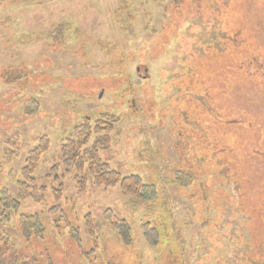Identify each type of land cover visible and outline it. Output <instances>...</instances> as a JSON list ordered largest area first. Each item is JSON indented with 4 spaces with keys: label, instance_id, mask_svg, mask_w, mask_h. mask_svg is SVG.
I'll list each match as a JSON object with an SVG mask.
<instances>
[{
    "label": "rangeland",
    "instance_id": "374dc122",
    "mask_svg": "<svg viewBox=\"0 0 264 264\" xmlns=\"http://www.w3.org/2000/svg\"><path fill=\"white\" fill-rule=\"evenodd\" d=\"M219 1L0 0V193L16 195L29 152L46 136L51 146L36 178L51 188L45 175L61 166L60 206L85 250L92 245L85 216L101 225L97 263L117 255L126 264H154L159 249L148 248L140 230L150 222L165 233L160 248L178 242L185 264H234L245 249L246 264H264V197L257 208L248 197L253 182L264 193V69L239 66L253 55L264 58V0ZM223 19L240 45L215 57L227 37ZM208 52L213 56L205 58ZM103 115L118 122L102 159L154 186L149 205L91 180L79 192L75 173L64 172L60 146L82 121ZM223 138H239L241 191L223 177V165L205 160V148L235 153L221 145ZM52 205L49 191L46 202L23 205V224L14 218L4 227L12 258L15 248L39 264H50V257L54 264H87L71 230L56 231L61 213L50 214ZM108 209L131 224L135 246H123L104 225ZM33 216L44 224L45 241L34 233Z\"/></svg>",
    "mask_w": 264,
    "mask_h": 264
},
{
    "label": "trees",
    "instance_id": "16d2710c",
    "mask_svg": "<svg viewBox=\"0 0 264 264\" xmlns=\"http://www.w3.org/2000/svg\"><path fill=\"white\" fill-rule=\"evenodd\" d=\"M228 1L230 5L231 0H227V5ZM219 3L221 5H225L223 0H220ZM220 23L225 29L227 37L223 39L221 47L216 49L218 54H215V57H223L235 48L237 49L240 45L238 43V39L234 37V34L232 33L233 31H228L230 21L223 19ZM236 36L238 37V35ZM209 52L205 54V58L208 57V55L213 56V54H209ZM239 64L243 72L250 68L263 70L264 58L259 57V55H253L250 59H243L239 62ZM117 122V117L112 115H103L96 119L94 123L93 120L87 118L82 121V123L77 125L74 129L73 138L67 140L59 148V158L62 163V168L67 174L72 172L75 173V181L79 192H84L88 187L89 180H91L93 185L97 188L110 189L119 187L123 195L130 197L135 202L143 205H149L156 197L157 192L155 187L145 183L139 176H123L121 173L112 169L100 155L101 150H106L111 147L112 141L110 135ZM93 135H95L96 138L94 139L92 146L88 147ZM207 136L210 138L209 133H207ZM208 137L206 138L208 139ZM220 143L224 147L225 145L227 148L232 147L233 150H235V153L232 152V155L230 153L225 155L222 148H219V150L214 152L215 154L212 155L211 153L207 154V150L208 152L210 150L205 148L206 151L204 153V157H206V159H204L209 161L214 159L216 160L215 162L223 165V177H226L229 180L228 183L231 186L235 185L237 189L241 191L240 187L243 184L239 182H241V177L245 176V172L242 169L245 157H243L240 153L238 145L239 138L233 141L232 138L229 141H226L223 138L220 139ZM50 146V140L45 136L42 137L38 145L29 152L26 164L21 171V179L16 180L17 191L15 196H12L8 189H3L0 193V264H39L36 256H32V258H24L18 251L15 250V248H13L16 252L15 258H12L14 255L10 254V247H13V245L10 241V235L4 231V227L11 225L14 218L18 224H23L24 221L28 219V217L20 213L23 205H25L28 201L34 202L35 204L46 202V195L49 191L54 202V205H52V209L49 213L55 215L61 213V217L54 222L55 229L56 231H59V234H62V232H65L67 229L71 230V235L77 239L78 247L76 249L82 257V260L87 262V264H126L128 262L127 258L121 260V258L117 255L110 258L106 256L104 263H97L101 261V259L96 256L98 251L101 250V244L98 239V232L101 225L99 222H96L91 213H88L85 216L84 223L86 233L89 236L92 245L90 250H85L83 248L79 228L74 227V224L71 223L67 213L60 206V203L65 201V185L63 183L64 174L62 173L61 166L59 164L53 166L45 175V179L51 183V188L46 185H40L39 180L36 178V173L40 163L42 162V158L49 152ZM15 155H19L18 150L15 154H12L10 158ZM253 183L252 186L254 188H249L251 194L249 193L248 197L251 199L252 207L257 208V205H261V198L264 197V193L262 191L258 194V187H255ZM253 191H255V193ZM244 204L245 203H243V205ZM245 205L250 207L248 203ZM252 207L250 208L252 209ZM30 219L35 223L34 233L37 238L41 241H45L44 224L40 220L39 216H33L30 217ZM103 220L105 221L104 225L106 224L110 227L113 234L116 235L119 242L123 246H127L129 248L135 246V232L131 224L126 219L118 217L112 210L108 209L103 213ZM140 230L143 234L144 244L151 250L159 249V254L154 258V264H185L184 258L183 262H181V258L183 256H181L182 252L179 248L178 242L167 243L164 250L160 248L162 244L161 238L165 233L158 229L156 225L150 222L142 223ZM162 230L164 231L163 227ZM255 236L259 237L261 234H255ZM44 251L47 255L49 252L48 247L44 248L41 257H43ZM243 251H246V249ZM243 251L236 254L234 264H246L248 260L247 256L250 255L248 253H244ZM49 260L50 264H54L51 257ZM58 263L65 264L60 260ZM249 264L255 263L249 261Z\"/></svg>",
    "mask_w": 264,
    "mask_h": 264
}]
</instances>
